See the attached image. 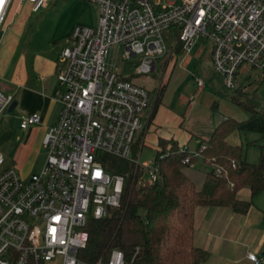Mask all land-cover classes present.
<instances>
[{
    "label": "built area",
    "instance_id": "2783aa9c",
    "mask_svg": "<svg viewBox=\"0 0 264 264\" xmlns=\"http://www.w3.org/2000/svg\"><path fill=\"white\" fill-rule=\"evenodd\" d=\"M51 1L24 0L31 13ZM84 1L94 7L96 22L74 27L70 46L58 56L52 99L60 109L42 139L43 167L21 181L12 166L1 168L0 155V264H85L77 259L87 242L85 225L118 207L124 182L123 176L105 170L106 157L131 164L136 186L161 179L154 160L139 165L132 154L150 111V94L107 70L111 46L122 48L126 63L137 61L136 76H146L173 47L188 52L201 39L209 45L213 72L226 90H235L242 67L264 78V0ZM13 2L0 3V29ZM163 32L174 39L170 49ZM194 82L202 87L200 79ZM11 103L12 97L0 92V118ZM38 123L32 113L22 116L18 127ZM182 164L188 165L189 158ZM246 259L263 262L251 253ZM98 264L128 263L112 249Z\"/></svg>",
    "mask_w": 264,
    "mask_h": 264
},
{
    "label": "crops",
    "instance_id": "0c3cea01",
    "mask_svg": "<svg viewBox=\"0 0 264 264\" xmlns=\"http://www.w3.org/2000/svg\"><path fill=\"white\" fill-rule=\"evenodd\" d=\"M32 14L35 13L30 12L24 0L13 2L0 29V80L7 84L1 87V93L5 92L16 103L14 110L18 122L22 116L32 113L39 117L37 125L22 130L26 131L22 144H14L9 139L2 151L5 154L13 152L17 157L23 152H31L33 161H36L41 149H44L42 139L47 129L55 123L60 109L52 99L56 87L54 72L58 66V56L63 48L68 47L69 41L65 43V38L54 37L44 42H35L33 35L29 34L30 37L22 45L26 21ZM195 42L188 52L179 45L173 47L168 57L156 63L153 73L160 71L159 82L157 87L147 90L150 94V111L132 147V154L138 160L143 148L153 149L155 157L159 140H172L181 150L191 154L189 156L195 155V158L201 160L197 153L199 142L208 140L221 121L230 118L242 122L249 117L217 94L218 84L210 75H193L188 71V66L198 55V50L194 49ZM205 46L206 43L202 41L198 58L203 54ZM208 61L213 77L220 81L221 78L213 72L209 50ZM246 71L253 78L258 77L249 68L242 67L234 91L245 92L252 78L243 77L242 73ZM127 79L134 83L131 77ZM195 79L202 81L200 89L196 88ZM230 136L226 141L232 146L239 145L233 144L230 141L233 137ZM237 136L242 146L245 134L238 133ZM41 158L36 171L31 174L38 173L43 167L46 150ZM244 161L253 162L245 157ZM202 164L206 167L205 174L199 175L188 168L186 170V176L195 188L200 187L210 170L208 165L204 162ZM249 196L247 188L240 189L236 194L240 201H248ZM192 222V245L207 254L202 264H252L246 259L248 253L262 258L264 264V191L252 200L244 215L235 214L230 208L195 207Z\"/></svg>",
    "mask_w": 264,
    "mask_h": 264
},
{
    "label": "trees",
    "instance_id": "16d2710c",
    "mask_svg": "<svg viewBox=\"0 0 264 264\" xmlns=\"http://www.w3.org/2000/svg\"><path fill=\"white\" fill-rule=\"evenodd\" d=\"M230 101L249 117L242 122L225 119L208 140L199 142L197 153L210 168L199 188L186 176L195 155L189 156L172 140L157 143L153 160L161 179L152 184L136 186L131 164L105 158V170L124 178L119 205L109 208L105 218L86 223L87 242L78 252V260L105 263L112 249L128 264H202L206 260V252L192 245L193 209L230 208L244 215L252 200L264 191V147H259L258 162L248 164L242 146L226 141L232 132L255 133L264 139V111L257 110L245 92L234 91ZM186 157L189 164L183 165ZM215 169L219 175L214 174ZM242 188L249 190L248 201L236 198Z\"/></svg>",
    "mask_w": 264,
    "mask_h": 264
},
{
    "label": "rangeland",
    "instance_id": "374dc122",
    "mask_svg": "<svg viewBox=\"0 0 264 264\" xmlns=\"http://www.w3.org/2000/svg\"><path fill=\"white\" fill-rule=\"evenodd\" d=\"M176 4H178V1ZM95 22L96 11L94 7L84 0H53L47 3L37 13L30 15V17L27 19L22 45L31 34L33 35L35 42H44L50 38L63 37L65 38L64 41L66 43L68 42V34L74 27H93ZM162 35L166 47L168 49L172 48L175 44L174 39L167 35L166 32H163ZM201 43L202 41L200 39L196 40L195 42L194 49L198 50V55L188 66V71L193 75H210V77L214 79V82L218 84V88H216L217 94L232 104L230 98L234 91L226 90L222 81H217L213 77L208 61V44H206L203 54H201V56L198 58L199 54L201 53ZM67 46H69V42ZM122 56V48L111 46L108 49L107 57L105 59L107 70L121 76L122 78L131 77L135 84L140 85L146 90H151L152 88L157 87L160 78L159 70H157V72L153 73L152 75L136 76L134 74V69L137 65V61L134 60L130 63H126ZM242 74L246 79H248V77H252L248 71ZM5 85H7L6 82L0 80V92L2 91L1 87ZM2 93L6 94L5 92ZM245 93L247 94L250 102L255 105L257 110L264 111V78L252 77L249 84L245 87ZM232 105L235 106L234 104ZM235 107L238 108L243 114H248L241 108L237 106ZM15 114V110H13L10 113L4 114L0 118V155L3 159L1 168L8 169L12 166L19 179L24 181L26 178H28L29 174L36 171V166L41 161V157L45 150L41 149V153L36 161H33V154L31 152L30 154L23 152L17 157L13 152L5 154L2 151V147L6 145L9 139L14 144H22L26 136V131H22L18 128L19 122L15 119ZM230 135V137H233L230 139V141L235 145H240L238 139L239 137L237 136L238 132H232ZM255 142H257V144H254ZM242 144L243 159L245 157L246 159L253 160L252 163L247 161L248 164H256L259 157V147H264V139L255 133H246L245 136L242 137ZM27 150L28 148L25 149V151ZM153 157V149L143 148L139 156V165L153 160ZM204 167L205 166H203L201 160L195 158V160L188 166V169H191L195 173L201 175L202 173L205 174L206 172V167Z\"/></svg>",
    "mask_w": 264,
    "mask_h": 264
},
{
    "label": "water",
    "instance_id": "95a60500",
    "mask_svg": "<svg viewBox=\"0 0 264 264\" xmlns=\"http://www.w3.org/2000/svg\"><path fill=\"white\" fill-rule=\"evenodd\" d=\"M15 106H16V103L14 101H12V103L9 106V108L7 109V113L12 112L14 110Z\"/></svg>",
    "mask_w": 264,
    "mask_h": 264
},
{
    "label": "snow or ice",
    "instance_id": "6c2138e0",
    "mask_svg": "<svg viewBox=\"0 0 264 264\" xmlns=\"http://www.w3.org/2000/svg\"><path fill=\"white\" fill-rule=\"evenodd\" d=\"M3 2V0H0V3H2Z\"/></svg>",
    "mask_w": 264,
    "mask_h": 264
}]
</instances>
